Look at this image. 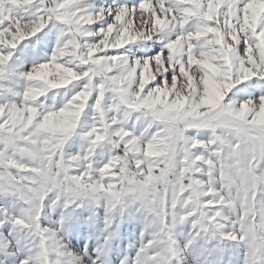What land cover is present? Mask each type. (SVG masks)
<instances>
[{
  "label": "snow or ice",
  "instance_id": "6c2138e0",
  "mask_svg": "<svg viewBox=\"0 0 264 264\" xmlns=\"http://www.w3.org/2000/svg\"><path fill=\"white\" fill-rule=\"evenodd\" d=\"M0 264H264V0H0Z\"/></svg>",
  "mask_w": 264,
  "mask_h": 264
}]
</instances>
